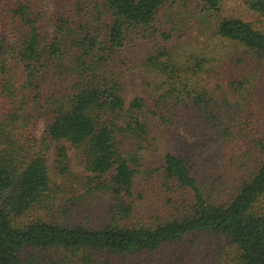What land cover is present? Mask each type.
Returning <instances> with one entry per match:
<instances>
[{"label": "trees", "instance_id": "1", "mask_svg": "<svg viewBox=\"0 0 264 264\" xmlns=\"http://www.w3.org/2000/svg\"><path fill=\"white\" fill-rule=\"evenodd\" d=\"M51 5L0 0V264H205L203 238L264 264V0ZM160 128L178 150L142 169Z\"/></svg>", "mask_w": 264, "mask_h": 264}, {"label": "rangeland", "instance_id": "2", "mask_svg": "<svg viewBox=\"0 0 264 264\" xmlns=\"http://www.w3.org/2000/svg\"><path fill=\"white\" fill-rule=\"evenodd\" d=\"M42 3L44 4V9H46V12L48 14H50V11L52 9V5H51V0H41ZM248 22L250 21H254L255 19L253 18H248L247 19ZM144 79V76H141L139 78V80L137 79L136 82H142ZM215 83L216 81H207L206 83V87L207 89L211 90V94L213 95V97H216L218 99V102L221 101V94L219 93V91L216 89L215 87ZM138 84L133 87H137ZM131 88V86L128 88L129 90V94L128 96L131 97L135 92H138V88ZM248 113L251 114L250 118H253L254 123L258 126V128H256L255 131H259L260 129H263V127L261 128V124L264 121V86H262L260 88L259 91H257L256 93L253 94V101H251L249 109H248ZM258 120V123H257ZM260 128V129H259ZM163 128L157 129L159 130V133L156 134V136H161V141H159V143H161V145L157 148V150L153 151L152 153H149L145 156V161L143 163V167L142 169H145L147 167H152L154 164H156L159 161V156L165 152H177V148H178V144L175 143L176 140V134L172 133L170 130H168L166 132V130H163ZM165 133V134H164ZM160 138V137H158ZM242 148H237L235 149V151H231L230 153H226L224 154L227 159L231 158L233 159L232 161H225V165H224V173L221 174L222 178L219 180L220 182H225L228 186H226L225 188V195H223V198L227 199L229 196V193L231 191V189H228L229 186H234L235 182L238 179V176H243L244 173L247 172V169L250 167L252 161V154H253V150H251L249 153V147H245L244 143H242ZM174 150V151H173ZM165 151V152H164ZM227 152V150H225ZM161 152V153H160ZM159 153V154H158ZM68 157H69V162H70V171H71V176L70 177H74V178H79L80 176H84L85 173L83 172L82 168H83V164L81 162L80 156L77 152H74L73 150H68ZM155 162V163H154ZM78 180V179H77ZM75 181V180H74ZM73 182V181H71ZM154 194H150V196H153ZM156 199V198H155ZM155 199L151 200V202L153 203V201H155ZM140 203H138L139 205ZM259 209L264 210V199H262L259 204H258ZM141 214H144L143 211H140ZM48 220V219H47ZM211 239V238H209ZM206 240H208V238H203V245L205 244V251H209L210 250H214L215 251V255H214V260L212 262H205V264H237L236 260H234L235 255L231 254V250L229 249V245L226 242H222V241H217V240H209L206 242ZM206 242V243H205ZM223 245L220 246L219 245ZM203 248V249H204ZM201 250V249H200ZM204 251L200 254L201 256L203 255ZM226 256L222 259V255Z\"/></svg>", "mask_w": 264, "mask_h": 264}]
</instances>
